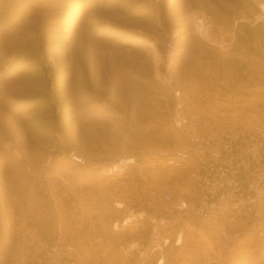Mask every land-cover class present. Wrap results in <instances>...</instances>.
<instances>
[{"label": "rangeland", "instance_id": "rangeland-1", "mask_svg": "<svg viewBox=\"0 0 264 264\" xmlns=\"http://www.w3.org/2000/svg\"><path fill=\"white\" fill-rule=\"evenodd\" d=\"M164 1L0 0V264H36L42 238L77 245L83 264L134 262L120 246L148 241L150 229L118 233L113 221L126 206L167 214L164 191L189 188L187 168L152 165L158 152L185 143L173 121L179 97L189 131L200 120L264 126V60L247 76L245 60L224 56L227 37L210 32L222 43L209 45L190 27L177 41L178 59L165 60ZM254 1L257 11L235 16L234 26L264 22ZM128 158L136 164L113 176L93 169ZM218 244L212 221H198L180 248L170 244L166 261L264 264V241L240 239L222 252Z\"/></svg>", "mask_w": 264, "mask_h": 264}, {"label": "built area", "instance_id": "built-area-1", "mask_svg": "<svg viewBox=\"0 0 264 264\" xmlns=\"http://www.w3.org/2000/svg\"><path fill=\"white\" fill-rule=\"evenodd\" d=\"M257 5L259 13L255 19L264 21V0H257ZM183 34L184 29L180 27L169 32L164 41L165 60L172 62L178 59L180 49L177 41ZM185 110V99L179 97L173 121L183 133L185 143L172 150L158 152L159 156L153 159L152 165L155 168H187L188 191L176 194L166 189L162 198L169 207V213L159 217L151 216L145 210L128 208L122 202L116 203L119 210L126 206V213L120 220L113 221L114 232L130 228L150 229L148 241L136 237L120 246L126 257H136L131 264H149L157 253L161 256L156 264H169L166 252L170 244L180 248L186 234L198 221L211 220L214 224L218 252L240 239L264 241V126L256 124L240 129L201 123L200 130L189 131V117ZM60 149L77 164L87 166L88 162L82 155L67 153L63 145ZM131 164H136V159L97 163L93 169L113 176ZM53 185L50 179L48 186ZM38 246L36 264H83L77 245L42 238Z\"/></svg>", "mask_w": 264, "mask_h": 264}, {"label": "crops", "instance_id": "crops-1", "mask_svg": "<svg viewBox=\"0 0 264 264\" xmlns=\"http://www.w3.org/2000/svg\"><path fill=\"white\" fill-rule=\"evenodd\" d=\"M254 2V0H165L162 5L157 4V7L160 11L166 7L167 18L171 23L168 32L175 27H182L184 32H187L185 35H188L190 27L194 35L214 46L217 45L215 43L222 42L212 38L210 32L215 31L214 35L219 38L223 35L227 37V43H230L224 49V56L230 58L239 55L240 59L246 61V75L253 77L254 60H264V22L252 25L240 21L234 26L233 19L244 13L248 17L252 16L257 11ZM196 16L203 23L197 22ZM208 21L212 23L209 28L206 23ZM240 34L245 36V42L244 45L238 46L237 37ZM233 38H235L234 42H232ZM205 122L200 120L202 124Z\"/></svg>", "mask_w": 264, "mask_h": 264}, {"label": "water", "instance_id": "water-1", "mask_svg": "<svg viewBox=\"0 0 264 264\" xmlns=\"http://www.w3.org/2000/svg\"><path fill=\"white\" fill-rule=\"evenodd\" d=\"M161 24L165 27L169 25V21L167 19L166 7H163L161 12Z\"/></svg>", "mask_w": 264, "mask_h": 264}, {"label": "bare ground", "instance_id": "bare-ground-1", "mask_svg": "<svg viewBox=\"0 0 264 264\" xmlns=\"http://www.w3.org/2000/svg\"><path fill=\"white\" fill-rule=\"evenodd\" d=\"M196 21L199 22L200 20L197 18L196 16ZM210 37V36H209ZM129 163H133L132 161H130Z\"/></svg>", "mask_w": 264, "mask_h": 264}]
</instances>
